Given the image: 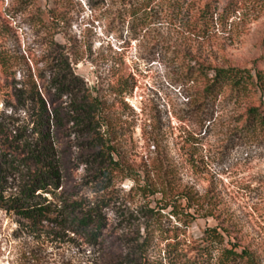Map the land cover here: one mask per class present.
I'll use <instances>...</instances> for the list:
<instances>
[{"label": "rangeland", "instance_id": "1", "mask_svg": "<svg viewBox=\"0 0 264 264\" xmlns=\"http://www.w3.org/2000/svg\"><path fill=\"white\" fill-rule=\"evenodd\" d=\"M207 1L0 0V264H196L209 228L264 264V136L204 91L264 72V0Z\"/></svg>", "mask_w": 264, "mask_h": 264}, {"label": "trees", "instance_id": "2", "mask_svg": "<svg viewBox=\"0 0 264 264\" xmlns=\"http://www.w3.org/2000/svg\"><path fill=\"white\" fill-rule=\"evenodd\" d=\"M154 0H148L146 5V14L140 15L136 13V16H147L148 9ZM179 5L180 0H173L174 5ZM234 7V3H228L224 8V12L228 11L230 8ZM218 9L215 0H208L203 6L204 14L213 16L214 12ZM225 14V13H223ZM224 17V15H221ZM136 18V17H135ZM208 70V71H207ZM204 79L205 83V93L211 96L223 92V90H228L230 94L236 97L245 98L252 102L246 112H245V122L244 127L251 133H261L264 136V72L258 71L256 75H253L251 71L247 69H239L235 67L229 68H219V67H208L205 70ZM212 72V74L210 73ZM258 102L259 105H256ZM254 103V104H253ZM39 179V177H38ZM41 181L38 187L31 186L32 195L35 194L34 191L38 189L46 190L44 179H39ZM37 181H35L36 183ZM2 188V178L0 173V195ZM19 212L24 214L28 218H49V214L52 213L50 206L46 205H35L24 209L23 205L17 207ZM174 215L178 218L183 216V212L179 209L173 211ZM57 218V217H55ZM94 214H84L81 217H75L76 225L80 230L88 234L91 238H97L104 228V222L100 218L98 220L94 219ZM185 224L189 226L188 217L183 218ZM182 233L174 231V236H169V240L173 239L174 246L180 244V236ZM202 244L194 247L195 263L196 264H255V257L249 249H244L239 252L236 248H226L224 247L225 239L223 234L218 228H209L205 230L204 237L202 238ZM172 240L169 242L171 243ZM215 252L219 253L218 257H215Z\"/></svg>", "mask_w": 264, "mask_h": 264}]
</instances>
